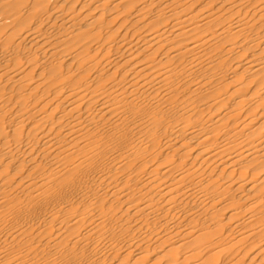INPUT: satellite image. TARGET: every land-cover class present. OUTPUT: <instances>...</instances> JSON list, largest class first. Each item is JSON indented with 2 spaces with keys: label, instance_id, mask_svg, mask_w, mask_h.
<instances>
[{
  "label": "bare ground",
  "instance_id": "6f19581e",
  "mask_svg": "<svg viewBox=\"0 0 264 264\" xmlns=\"http://www.w3.org/2000/svg\"><path fill=\"white\" fill-rule=\"evenodd\" d=\"M0 264H264V0H0Z\"/></svg>",
  "mask_w": 264,
  "mask_h": 264
}]
</instances>
